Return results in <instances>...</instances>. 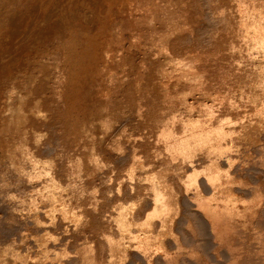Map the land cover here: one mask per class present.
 I'll return each instance as SVG.
<instances>
[{"label":"bare ground","instance_id":"1","mask_svg":"<svg viewBox=\"0 0 264 264\" xmlns=\"http://www.w3.org/2000/svg\"><path fill=\"white\" fill-rule=\"evenodd\" d=\"M0 264H264V0H0Z\"/></svg>","mask_w":264,"mask_h":264},{"label":"rangeland","instance_id":"2","mask_svg":"<svg viewBox=\"0 0 264 264\" xmlns=\"http://www.w3.org/2000/svg\"><path fill=\"white\" fill-rule=\"evenodd\" d=\"M243 1H245V2H246L247 0H243ZM253 55H254V54H252V56H253Z\"/></svg>","mask_w":264,"mask_h":264}]
</instances>
